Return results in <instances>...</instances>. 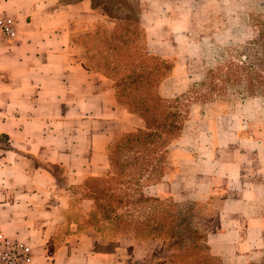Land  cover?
<instances>
[{"label":"crops","instance_id":"crops-1","mask_svg":"<svg viewBox=\"0 0 264 264\" xmlns=\"http://www.w3.org/2000/svg\"><path fill=\"white\" fill-rule=\"evenodd\" d=\"M100 16L90 0H0V20L14 23L0 37V231L31 246L29 264H174L162 239L99 235L92 218L86 182L108 173L114 139L143 124L118 102L111 79L83 64L78 35ZM148 18L141 14L147 45L158 49ZM185 140L183 132L176 140L184 155L175 173L144 190L178 202L217 198L208 251L222 264H247L262 247L264 205L242 184L241 158L223 157L242 151L226 142L221 156L196 155Z\"/></svg>","mask_w":264,"mask_h":264},{"label":"rangeland","instance_id":"rangeland-1","mask_svg":"<svg viewBox=\"0 0 264 264\" xmlns=\"http://www.w3.org/2000/svg\"><path fill=\"white\" fill-rule=\"evenodd\" d=\"M119 1L127 2L138 12L145 34L144 38L143 34L135 37L131 44L139 50L144 49L152 57V61L147 62L148 66L160 70L161 74L152 82L153 87L163 98H180L178 104L184 115L182 132L186 138L184 148L196 149V155L208 154L214 149L217 151L226 142L235 149L240 148L242 156L233 150L224 153L223 157L241 158L242 184L252 191L251 201L263 206L264 94L249 95L243 91L242 85L224 86L220 81L213 91L208 85L201 84L208 79L209 71L221 76L229 61L239 63L244 60L248 45L260 44L257 50L264 51V0ZM94 9L102 17L97 22L112 30L115 23L102 15L99 8ZM142 13L154 23L150 36L158 39V49L150 50L147 45L143 24L147 16L142 22ZM165 13H168L167 19ZM93 28L94 25L88 33L79 35L77 42L85 43ZM180 59L183 61L181 66L178 65ZM164 81L167 83L162 86ZM124 101L122 97L118 99L122 105ZM143 127L144 121L140 128ZM177 139L171 141L162 155L163 166L152 171V164L143 165L142 148L130 147L125 141L118 140L108 149L110 169L106 176L86 182L87 194L96 193L104 199L105 207L113 210L112 220H103L98 214L94 217L99 235L115 238L119 235L133 236L132 231H138V237L142 239L160 238L171 253L173 263L176 249L195 241L204 245L206 235L218 230L217 198L210 196L203 202L191 200L188 196L189 199L178 202L172 197L148 196L144 190L146 185L160 181L165 174L175 173L178 157L184 155L183 146L176 144ZM220 153L217 151L218 156L222 155ZM118 220L136 223L140 229H116L113 223ZM103 226L106 228L102 229ZM151 227H156L155 235L151 234ZM193 230L198 233L197 237L189 241ZM173 238L181 241L172 244ZM261 240L260 253L249 259L247 264L256 263L264 256V229ZM216 263L222 264L218 257Z\"/></svg>","mask_w":264,"mask_h":264},{"label":"trees","instance_id":"trees-1","mask_svg":"<svg viewBox=\"0 0 264 264\" xmlns=\"http://www.w3.org/2000/svg\"><path fill=\"white\" fill-rule=\"evenodd\" d=\"M90 1L92 7L99 8L101 14L110 18L115 26L108 30L102 23L94 22L91 37L85 39L87 45L79 42L83 64L90 71L100 72L111 79L116 99L122 97L125 100L124 107L144 121L143 128L123 133L114 139L112 145L118 140H123L127 146L142 148L143 165L147 167L152 164L151 171L158 169L163 166L162 155L171 141L182 133L184 115L178 104L180 98L169 100L157 93L152 82L161 74L160 70L148 66L147 62H151L152 57L144 49L139 50L135 44L132 45L135 37L143 34L144 38L145 34L139 23L138 12L124 1ZM88 30L79 35L88 33ZM258 47L260 44L248 45L244 60L239 63L229 61L221 76L220 73L209 71L208 79L201 85H208L209 90L213 91L217 89V83L220 81L224 86L242 85L243 91L249 95L264 94V51H258ZM91 199L92 218L98 214L103 220H112L113 210L105 207L104 199L96 193L91 195ZM113 226L116 229H140L136 223L120 220L113 223ZM105 228L103 226L102 229ZM150 229H153L151 234L155 235L156 227ZM197 234L196 230H193L188 240H194ZM132 235L136 239H142L138 237V231H132ZM179 241L174 238L171 240L172 244ZM174 258V264H217L216 257L209 253L205 240L204 245L195 241L176 249ZM250 264H264V256L260 261Z\"/></svg>","mask_w":264,"mask_h":264},{"label":"built area","instance_id":"built-area-1","mask_svg":"<svg viewBox=\"0 0 264 264\" xmlns=\"http://www.w3.org/2000/svg\"><path fill=\"white\" fill-rule=\"evenodd\" d=\"M14 31L13 20L4 17L0 20V37L6 38ZM31 246L24 240L12 239L0 231V264H29Z\"/></svg>","mask_w":264,"mask_h":264}]
</instances>
